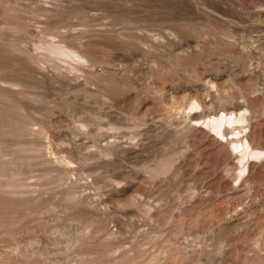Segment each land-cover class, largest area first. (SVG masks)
<instances>
[{
	"label": "rangeland",
	"instance_id": "rangeland-1",
	"mask_svg": "<svg viewBox=\"0 0 264 264\" xmlns=\"http://www.w3.org/2000/svg\"><path fill=\"white\" fill-rule=\"evenodd\" d=\"M0 264H264V0H0Z\"/></svg>",
	"mask_w": 264,
	"mask_h": 264
},
{
	"label": "bare ground",
	"instance_id": "bare-ground-1",
	"mask_svg": "<svg viewBox=\"0 0 264 264\" xmlns=\"http://www.w3.org/2000/svg\"><path fill=\"white\" fill-rule=\"evenodd\" d=\"M192 102V101H191ZM192 104V103H191ZM198 104V102H197ZM195 106V105H193ZM191 107V106H190ZM245 115L243 113H240L239 115L235 114L234 112H232L229 116L227 113L223 112L220 115H213L209 118L208 120V125L213 128L216 132H218L221 135H225L226 134V128H223V125L226 122L229 123H233V122H242L245 120ZM242 128H244L243 125L240 126V128H238V131L236 132V135L238 136L241 132H242ZM232 144L234 147H238L240 145H244L243 141L241 138H234L231 140ZM248 154V152L243 149V153L241 155V159L244 160V158L246 157V155Z\"/></svg>",
	"mask_w": 264,
	"mask_h": 264
}]
</instances>
